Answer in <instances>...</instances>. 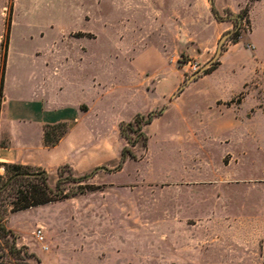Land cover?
Instances as JSON below:
<instances>
[{
	"label": "rangeland",
	"instance_id": "374dc122",
	"mask_svg": "<svg viewBox=\"0 0 264 264\" xmlns=\"http://www.w3.org/2000/svg\"><path fill=\"white\" fill-rule=\"evenodd\" d=\"M6 24V97L36 98L44 120L89 108L85 148H101L83 174L67 165L58 175L45 153L43 167H29L44 170L52 190L57 180L69 195L98 188L5 216L31 264H264V0H0V67ZM251 25L255 55L245 41L228 56L232 35L242 40ZM240 102L238 123L217 128L214 105ZM163 108L147 133L134 124ZM189 128L204 140L171 139ZM125 146L133 157L120 162ZM198 159L195 188L154 182L196 177Z\"/></svg>",
	"mask_w": 264,
	"mask_h": 264
},
{
	"label": "crops",
	"instance_id": "0c3cea01",
	"mask_svg": "<svg viewBox=\"0 0 264 264\" xmlns=\"http://www.w3.org/2000/svg\"><path fill=\"white\" fill-rule=\"evenodd\" d=\"M225 25L226 26L222 28L224 32L228 31L231 28L229 23H225ZM252 33L253 28L251 25V31L249 32L248 36H245L242 40L241 37L237 42H233L232 45L229 46L228 50H226L228 56L232 50L245 51L247 49L250 50V53H252L254 56L257 49L251 41ZM245 41H248V43L250 44V47L247 49L244 47ZM221 67L223 68L224 65H222ZM57 70L58 74L60 68L58 67ZM214 74L216 73H213L212 75ZM4 90L5 87L3 81L2 101L0 105V163L20 164L29 167H43L41 163V158L45 153L46 157L51 162H54L51 166L52 169H57L61 165H68L72 170L76 171L77 173L83 174L98 165V161L101 157V148L99 149V153L97 156H91V150L85 148V145H88L89 134L86 132L84 128V123L81 119L82 117H84L85 114L88 113L89 108L83 111L80 109V104L77 108V112H74L72 119H67L61 114H56L52 119L44 120L42 114V106L40 102L36 100V98H25L21 96L17 99L10 100L6 97ZM240 104L241 102L236 106L214 105V107L218 110V114L214 118L216 127L219 128L223 126H232L237 124L238 116L236 115L235 109H237ZM228 111H233V115L230 116L227 113ZM163 112L164 108L162 109L159 115L153 117L152 121L155 118L159 117ZM179 113L182 112L179 110ZM245 117L249 119L252 116L246 115ZM152 121L144 125L146 133L147 126L150 125ZM59 122H64L66 124L67 132L61 137V139L55 146L49 148L44 147V125H50ZM206 138L209 140H228L226 137H219L216 136V134L211 136L207 134ZM171 139L204 140V137L202 133H199L193 128H189L183 136H181L179 133H174L173 135H171ZM147 145L148 136L145 153L147 151ZM198 162L199 164L194 166L193 170L196 174V177L187 178L184 176H180L177 178L169 179H167L168 177H166L165 180L153 181L156 183L164 182L168 187H171L172 189L177 187L195 188V186L201 181L202 177L204 176L202 159H198ZM173 200L175 201L177 200V198H173ZM192 200L195 202L196 197H193ZM41 220L43 221V223H45V220L43 218H41ZM44 228L45 227L43 225V229ZM10 229L16 231L13 228ZM167 241H171V238H168Z\"/></svg>",
	"mask_w": 264,
	"mask_h": 264
},
{
	"label": "trees",
	"instance_id": "16d2710c",
	"mask_svg": "<svg viewBox=\"0 0 264 264\" xmlns=\"http://www.w3.org/2000/svg\"><path fill=\"white\" fill-rule=\"evenodd\" d=\"M212 13L215 15L216 12L211 8ZM6 34L5 39L1 44L3 56L2 63L0 67V105L2 100V87L5 73V64H6V48L8 45V34H9V25L6 24L5 27ZM232 41L235 43L239 39V32H235L232 35ZM161 111L156 114L148 113L147 116L143 119V122L140 121L141 116L136 115L134 118V124L138 127L141 125H146L150 123L154 116L159 115ZM130 127L131 124H128ZM59 129V133L55 134V130ZM67 132V126L64 122H59L55 124H47L43 127V144L44 147H53L61 139L63 135ZM142 146L146 148L147 137L142 135ZM127 143L130 146L135 145L130 143L126 137H124ZM126 157H133L129 148L126 146L122 148L120 153V162H124ZM5 170L8 172V179H12L8 182L5 187H2L5 182H0V197L6 193L8 190H13V198L9 201V209L6 210L0 204V264H31L29 260L34 258V255L28 252L26 246L21 245L17 246L16 244V235L12 230L5 226V216L7 214H12L18 211L27 210L29 208L46 205L49 203H54L66 199L74 194H83L86 191H94L96 188L93 185L85 184L83 186H78L75 193L71 195L64 193L60 188V181L57 180L55 183V189L52 190L46 184V174L44 170H35L30 171L29 166H24L20 164H2ZM67 165H63L57 168L56 172L59 175L62 172V168H67ZM87 176H82L79 178V181L86 180ZM7 179V180H8ZM22 182V184H19ZM4 205V204H3Z\"/></svg>",
	"mask_w": 264,
	"mask_h": 264
},
{
	"label": "water",
	"instance_id": "95a60500",
	"mask_svg": "<svg viewBox=\"0 0 264 264\" xmlns=\"http://www.w3.org/2000/svg\"><path fill=\"white\" fill-rule=\"evenodd\" d=\"M237 18H238V17H237ZM229 34H230V32H227V33L223 34L222 37L219 39L218 44H217V50H216V53H215L213 59L216 58V57L218 56V54H219V52H220V47H221L223 41L226 39V37H227ZM208 64H209V63H207V64H206L201 70H203L206 66H208ZM200 72H201V71H198V72L195 74V76H196L197 74H199ZM97 169L100 170V169H102V168H97ZM11 179H12V177H10V178L5 182V184H4L2 187H5Z\"/></svg>",
	"mask_w": 264,
	"mask_h": 264
},
{
	"label": "built area",
	"instance_id": "2783aa9c",
	"mask_svg": "<svg viewBox=\"0 0 264 264\" xmlns=\"http://www.w3.org/2000/svg\"><path fill=\"white\" fill-rule=\"evenodd\" d=\"M196 66H192L191 67V70L192 71H196ZM33 236L35 237V239L38 241V242H43V234H42V227L41 226H37L35 231L33 232ZM45 248V247H43Z\"/></svg>",
	"mask_w": 264,
	"mask_h": 264
}]
</instances>
